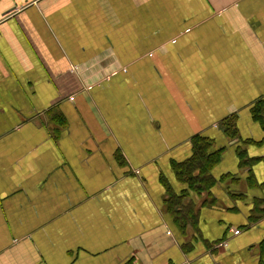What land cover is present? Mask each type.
Wrapping results in <instances>:
<instances>
[{
	"label": "crops",
	"instance_id": "0c3cea01",
	"mask_svg": "<svg viewBox=\"0 0 264 264\" xmlns=\"http://www.w3.org/2000/svg\"><path fill=\"white\" fill-rule=\"evenodd\" d=\"M262 100L264 0H0V264H264Z\"/></svg>",
	"mask_w": 264,
	"mask_h": 264
},
{
	"label": "trees",
	"instance_id": "16d2710c",
	"mask_svg": "<svg viewBox=\"0 0 264 264\" xmlns=\"http://www.w3.org/2000/svg\"><path fill=\"white\" fill-rule=\"evenodd\" d=\"M253 115L256 119L264 118V100L258 102L253 107ZM231 124V121L227 122L228 131L236 127V123ZM229 135L231 138H236L238 132L235 129ZM193 151L192 157L188 160L174 163L176 176L197 193L210 191L216 182L211 172L219 162L222 152L211 150V143L205 137H197L194 140ZM166 210L174 217L180 230L183 232L186 231L189 223L197 217L196 212L191 206H183L182 197H178L173 190H171L170 196L166 200Z\"/></svg>",
	"mask_w": 264,
	"mask_h": 264
},
{
	"label": "built area",
	"instance_id": "2783aa9c",
	"mask_svg": "<svg viewBox=\"0 0 264 264\" xmlns=\"http://www.w3.org/2000/svg\"><path fill=\"white\" fill-rule=\"evenodd\" d=\"M224 245H227L226 243H224Z\"/></svg>",
	"mask_w": 264,
	"mask_h": 264
}]
</instances>
